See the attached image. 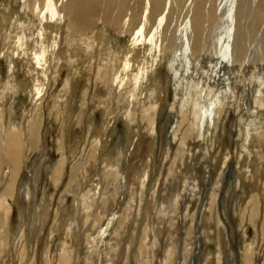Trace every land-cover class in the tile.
Listing matches in <instances>:
<instances>
[{"label": "bare ground", "instance_id": "obj_1", "mask_svg": "<svg viewBox=\"0 0 264 264\" xmlns=\"http://www.w3.org/2000/svg\"><path fill=\"white\" fill-rule=\"evenodd\" d=\"M0 4L3 8H4V5L6 6L4 8V10H2V11L0 10V20H1L0 39L2 42V44L0 46V54H3V56L6 55V57L9 58V68H10L9 70L12 71V73H13V71L16 72L15 63L18 64L19 60L16 59L17 60V62H16V60L14 58H17V57L24 60V62L26 64L24 72L26 74L34 73V76L31 78L32 79V87L29 90V93H30V95L32 97V101H33L32 107H31L32 114L34 113V109L36 108L37 103H41V101L44 99L43 97L45 95V91L49 89V85L51 84L52 79L50 78L51 81L47 80V75H48L47 73H49V72H47V70H49L50 67L51 68L53 67L54 68L53 72H55L56 74H57V72H61L62 71L61 69H64L66 72L65 83H64V86L61 88L62 90L64 88V90L68 91L70 89V87H72V89H75V86L77 83L76 80H78L80 77H84L88 80V83H89V81L91 82V86H92L90 89L91 90L90 96H88L89 98L94 99L95 92H96V90H94V88L96 85L99 84V86L101 87V90L105 91L106 93L108 92L107 94L111 95L110 99H108V100L112 101L114 104L112 109H114L115 107H118L119 110H122V109L127 110L128 108L130 110H134L132 113L133 115H131V117L132 116L134 117L135 112L141 113V114L143 113V115H145L144 114L145 112L146 113L151 112L150 114H152V115L147 118V119H149V118L154 116V113H156L157 111L159 113L161 111L162 107H164L165 101L169 97L168 91L170 93V89H168V86L165 85L163 83V81L161 82V84H162L161 87H160V82L158 80H156V84H154L155 83L154 77L157 76V75L155 76V72L158 68H160L159 64L162 63L163 65L165 64L164 67L166 68L167 72L169 73V71L170 72L172 71V74H173L172 85L174 88V94H173V98H171L172 99V106L171 107L175 110H173V115L171 118L172 123H169L172 126L170 129L171 130L170 133H172V135H173L172 136V139H173L172 142L177 143V146H179V147L186 145L190 149V150L186 149V151L188 150L189 154H190V152L192 153V154H190V156L192 155V157H195L192 160L191 171H192V173H194V175L192 174L193 175L192 177H198L197 172H196L197 171L196 165L199 166L202 163V161H197V157L201 156L204 158V156L206 154H208V152H209L210 146L208 144H210V143H208L209 140L207 141V139L211 137L210 140H213V138L216 137L215 134L217 133V128L220 129L221 126H223V120H225L226 117H231L230 114L234 115L235 112L238 114L237 120H238L239 124H238L237 132L240 130H241V132L244 131V139H243V142H241L242 143L241 144L242 150H245L246 152L248 151L249 155L251 154L250 155V157H251V156H253V151L251 149L252 146L250 147V145H251L250 143H252L251 141L255 142V144H253L254 145L253 147H257V148L258 147H261V148L264 147V141H263L264 139H262L258 134L259 131H264V0H0ZM13 30H15V31H13ZM12 32H13V34H12ZM111 37L112 38L114 37L113 38L114 40H115V37H123L126 40L124 39L125 40L124 42H121V41L120 42H118V41L112 42ZM81 42L84 43L85 46H83V44H80ZM3 45H4V47H2ZM85 47H86V51H84ZM73 55H74V59L71 62V58H73ZM78 56H80L84 59L86 56L90 58V60L88 61V68H89L88 73L83 74L84 72L78 71L77 61L80 59ZM82 58H81V60H83ZM81 62H83V61H81ZM74 63L76 64V66H74V69H69L67 67V66L73 65ZM79 63H80V60H79ZM67 64H69V65H67ZM19 68H17V70ZM125 68H128V71H129L127 75L124 71ZM18 72H19V70H18ZM55 73H53V74H55ZM8 74H10V73L8 72ZM56 74H55V76H56ZM16 75H17V72H16ZM20 78H22V77H20ZM25 79H26V77H25ZM15 81H17V79ZM25 82H27V81H25ZM25 85H24V87H25ZM29 85H30V83H29ZM21 86L22 85H20V87ZM26 87H28V85ZM15 90H16V88L14 89V91ZM165 90H166V92H165ZM60 92H59V94H60ZM66 95H68V94L66 93ZM1 96H4V94H1ZM171 96H172V94H171ZM1 98H0V101H2ZM11 99H12V97H11ZM100 100H97V101L99 102ZM102 100H103V98H102ZM150 101L157 102V106H155L157 111L154 109V106H153L154 104L149 105ZM2 102H0V104H2ZM53 102H55V100ZM117 102L119 104H117ZM56 103L58 104V102H56ZM129 104H130V106H129ZM58 105H55V106H58ZM105 105H107V104L105 103L104 106ZM147 105H149L148 107L151 108L149 112H147L148 111ZM166 105H167V103H166ZM62 106H63V104H62ZM76 106H77V103H76ZM95 107H97V106H95ZM110 107H111V104H110ZM171 107H170V109H171ZM3 108H4V105H3ZM82 108H83V110H86L87 108L92 109V103L86 102L84 104V107H82ZM7 109H10V108H7ZM106 109H105V111H106ZM108 109H110V108H108ZM168 109H169V107H168ZM170 109H169V111H170ZM39 111H40V109H39ZM77 111H78V109H77ZM7 112H8L7 113V115H8L9 111H7ZM65 112H66V118L72 116V112H69V110H66ZM100 112H101V110H100ZM112 112H113V110H110V113H112ZM76 113L78 115V112H76ZM83 113H84V111H83ZM106 113H107V111H106ZM123 113H126V111H123ZM128 113H130V112H128ZM27 114H28V112H27ZM170 114L171 113L169 112V118L171 116ZM34 115H36L35 118H32V119L30 118L31 120H29V121L27 120L28 122L26 121L27 131L22 136V135H20V133H17L18 129H20V128L17 127L18 128L17 129L15 127L16 125L13 127L7 128V130L5 129V131H4V124H5L4 118L5 117L3 115H1V113H0V217L2 219H4L5 218L4 215L6 216L7 213L9 212V207L6 206V203H7V205H9V203L7 202V198L9 196L6 197V193L8 191H10V189L13 190V188H14V181H13L14 177L13 176H14V173L16 172L17 166H19V164H21V162H22L21 157L26 156V158H28L29 154L35 149L34 146H35L36 140L38 138L39 127L41 126L40 125L41 114L38 112V114L35 113ZM107 115H108L107 117L109 118V114H107ZM117 115L118 114H116V116ZM24 116H25V114H24ZM76 116H74V117H76ZM166 116L168 117L167 114H166ZM8 117L9 116H7V119H8ZM112 117L114 119L115 115ZM131 117L130 118L128 117V119H130V122H131ZM133 117H132V121L135 120V118H133ZM66 118H65V120H66ZM78 121H80V120L78 119ZM78 121L75 122V125H76V123H78ZM149 121H150V119H149ZM154 121H155V119H154ZM83 122H82V124H83ZM103 123H105V122H103ZM138 123L140 124L141 121L139 120ZM142 123H145V122H142ZM152 123H154V122H152ZM79 124H78V127H79ZM107 124H109L107 126V128H109V126L112 125L110 122ZM147 124H148V122H147ZM68 125H69V121L66 120V123H64V127H60V126L58 127L59 128L58 133H60V135L58 136V139H59V141H61V143H63L62 140L65 141V139H67L65 132H66V134H69ZM113 125H114V122H113ZM149 127H151V126H149ZM80 128H82V127H80ZM139 128L141 129V126ZM132 129H134V128H132ZM63 130H64V133L62 134ZM83 130H86V129L83 128ZM71 131L73 133L72 134L73 140L71 139V141H75L76 139H78V137L80 135V131L78 128H74V131L73 130H71ZM146 131H147V129H146ZM22 132H24V131H22ZM140 133H142V132H140ZM167 133H168V131H167ZM81 135H83V134L81 133ZM97 135H98L99 139L95 141V143L93 144L94 146L89 150L88 157H85L86 158L85 161L81 162L82 167L84 169V171L83 170L81 171V175H82V179L84 177L85 181L88 180V178L86 179L85 176H88L90 173H94L95 171L99 170L98 181L94 182V184H93L94 186L89 188L91 198L88 199V201L92 199L91 202L95 201L96 205L94 203H93V205L96 208L99 205H98V200L96 199L97 197L95 194L100 191L99 187H100V185L102 187V182L104 180L103 179L102 182H100L99 178L102 179L101 175L102 176L105 175L103 178L107 177L108 171L112 172L113 168H115L114 166H116L113 164L112 161L108 160L109 159L108 156H107L108 159L105 158L106 156L104 158L102 157L103 148H104L103 144L106 143V139L104 138V140L102 141L100 137H103V136L106 137L105 131L102 132V134L100 132ZM67 137H69V135ZM81 137H80V139H81ZM127 137H128V135H127ZM88 140H87V143L89 142ZM75 142H77V141H75ZM128 142H130V146L128 147V145H127L123 150V151H125V153L126 152L127 153L126 154L124 153V155H122V156H125L124 161H123L124 164H127L131 160H134L135 156H136V151H138V149H139V148L134 147L135 141L131 142L129 140ZM66 143H68V142L66 141ZM84 143L86 144V141H84ZM77 144L78 143H76L75 145H77ZM79 144H81V143H79ZM87 145L89 147V144H87ZM83 147L81 146V148H83ZM131 147H133L132 150H131ZM61 148L64 149L63 144H61ZM236 148H237V146H236ZM108 150H110V149H108ZM180 150L176 151L177 154ZM186 151H184V152H186ZM84 152H83V154H84ZM138 152L140 153V151H138ZM184 152L182 151L183 156L185 154ZM234 152L235 151L230 152V153L233 154ZM262 152L263 151L261 150V153ZM120 153H121V149H120ZM199 153H201V155L197 156V154H199ZM108 154H109V151H108ZM180 154L178 156H180ZM189 154H187V155H189ZM236 155H237V153H236ZM255 155H257V154H255ZM261 155H263V154H261ZM120 156H121V154H120ZM150 156H151V154H150ZM172 156H174V155H172ZM110 157H112V159H113L112 154L110 155ZM213 157H215V156H213ZM230 157H231V155H230ZM188 158H189V156H188ZM215 158L214 159L212 158V160H210V161L214 162ZM221 158H222V156H221ZM226 158L228 159L229 157L225 156V159ZM76 159H77V157H76ZM116 159H117V156H116ZM120 159L121 158H119V160ZM138 159L140 160L141 158H138ZM252 159L254 160V158H252ZM78 160H79V158H78ZM81 160H82V158H80L79 161H81ZM216 160L213 163L215 165H217ZM248 160H249V158H248ZM262 160H264V159L262 158ZM205 161H203V162H205ZM119 162L121 163L122 161L120 160ZM179 162L180 163L182 162V158H181V161H179ZM101 163H102V166H100ZM120 163H119V165H120ZM242 163H243V161H242ZM255 163H257V164H255ZM78 164L81 165L80 162H78ZM75 165H76V162L71 167H76ZM215 165H214V169L216 170L217 166H215ZM221 165L222 164H220V166ZM239 165H242V164L240 163ZM251 165H253L252 166L253 171L250 170V171H247L246 173L248 175L247 177L249 178L248 181H250V183H251L250 187H251L252 193H251V195L249 194L250 195V201L247 202V200H246V202L249 206L252 205V208L257 209L256 205L258 208L259 207L261 208L262 205L264 207V161H262L260 163L255 161ZM111 166H113V167L111 170H109V167H111ZM117 166H118V164H117ZM184 166H185L184 164L181 165L180 170L178 169L179 170L178 173L173 175V177H168V176H170L168 174L165 176L164 179L170 178L169 179L170 184L173 186V188H171L172 190H171L170 195H174V197L176 198V199L172 198L173 196H171L167 200L165 198L167 196V194L165 197H163V195H165V193H164L161 196L166 199V202L172 201L173 199H175L176 201H179L178 199H180V198H178V197L185 195L184 194L185 192H188L187 196H190V198H193V193L196 191V190H193V188L194 187L198 188L200 186V185L198 186L199 180L197 181L198 183L195 181L196 184L195 183L185 184V182H187V181H185L183 187L180 186V181H183V177L181 175V170H184V169H182ZM200 167H202V166H200ZM22 168H24V167H22ZM121 169L123 170V168H121ZM137 169H139V168H137ZM145 170L146 169H142L140 171L141 173L137 174V176H136L137 179L141 183H143L142 181L145 180L147 175H148V173H147V175H145V173H144ZM147 171H148V169L146 170V172ZM56 173H59V172H56ZM215 173H214V175H215ZM115 174H113L114 177H115ZM120 174L121 173H119V175ZM134 174H135V172H133L132 175H134ZM72 175H75V176L77 175V177H78V174H76V173H74V174L72 173ZM59 177H61V176H59ZM124 177H125V175H124ZM212 177H215V176H212ZM133 178H135V177H133ZM201 178H202V176H201ZM201 178H198V179H201ZM115 179H114V181H115ZM56 180L59 181V178ZM117 180H116V182H117ZM131 180H134V182H135V179H132V176H131ZM192 180L190 182H192ZM194 180H196V178ZM69 182L70 183L66 186L65 191L72 193V195H77L78 192L76 191V189H78L79 187H77L75 189V187H74L75 182L73 184H71V181H69ZM124 182H125V180H124ZM203 182L206 183V181H203ZM209 182H211V181H209ZM209 182H207V183L209 184ZM80 183H81V181H80ZM107 183H109V182H107ZM164 183H165V181H164ZM164 183H163V185H164ZM200 183H202V181ZM218 183H219V181L217 182V184L215 182L214 185H216V187H218L219 186ZM241 183H242V181H241ZM21 184H22V182H21ZM165 184H169V182H166ZM57 185H58V183L56 184V186ZM80 185H82V184H80ZM212 185H213V183H212ZM20 186H21V189L24 190V188H22V185H20ZM20 186H18V188H16L17 192H18ZM95 186H97V187L94 188ZM131 187H132V185H131ZM203 187H204V185H203ZM203 187H200V188L202 189ZM84 188L86 189L88 187H84ZM107 188H108V185H107ZM109 188H111V184H110ZM205 188H206V185H205ZM212 189H213V187H212ZM212 189L209 190V188H207V190H209V192L212 191ZM25 190H26V188H25ZM118 190L120 191V189H118ZM85 191H87V193H89L88 189ZM136 191H137V189H136ZM199 191H202V190H199ZM43 192H44V190H43ZM114 192H115V189H114ZM209 192L207 191L208 194H209ZM60 193H61V191H60ZM62 193H63V191H62ZM101 193H102V191H101ZM196 193L194 194L195 196H197ZM211 193L215 194V192H213V191ZM199 194H201V192ZM205 194H206V192H205ZM84 195H85V193H84ZM107 195H108V193H107ZM209 195H211V194H209ZM12 196L10 195V197H12ZM115 196H117V195H115ZM204 196H206V195H204ZM45 197H46V194H45ZM88 197L86 196L85 198H88ZM198 197H200V196H198ZM198 197H197V200H198ZM206 197H208V196H206ZM48 198L50 199V197L47 196V199ZM183 198H185V197H183ZM190 198H188V200H190ZM214 198H216V197L214 196ZM149 199H151V198H149ZM165 199H164V201H165ZM248 199H249V197H248ZM80 200H82V198ZM83 200H82V202H83ZM126 200H127V198H126ZM152 200H153V198H152ZM190 201L191 202H189V203L193 202L192 200H190ZM206 201H210V199H207ZM59 202H61V201H59ZM108 202H110L109 199H108ZM156 202H157V200H156ZM161 202H162V200H161ZM183 202H185V200ZM183 202H182V204H183ZM210 202L208 204H210ZM239 202H240V200H239ZM257 202H258V204H257ZM81 203H80V206H81ZM85 203H86V201H85ZM180 203H181V201H180ZM202 203H201V205H202ZM114 204H116V202ZM122 204H125V200H123ZM106 205H107V203H106ZM109 205H110V203H108V206ZM127 205H129V204H127ZM162 205L164 208H166L164 206V204H162ZM170 205H167V207H169ZM178 205H180V204L178 203ZM193 205H194V202H193ZM211 205L213 206L214 204H211ZM39 206H40V208H42V213H38V214L34 215L38 218L39 226H38V228L36 226V231H32V233L33 232L36 233L35 242H37V244H36L37 246L35 245L36 246L35 247L36 253L35 252L34 253H35V255H37V257L39 255V251L41 248V246H40V242H41L40 232L43 230V226L45 224V218L47 215L45 201ZM75 206H76V204H75ZM110 206L112 207V205H110ZM122 206H124V205H122ZM131 206L135 207L136 205L132 204ZM90 207H91V205H90ZM90 207H88V208H90ZM100 207H102V206H100ZM103 207H102V209H103ZM134 207H133V209H134ZM207 207L209 208V205ZM84 208H85V206H84ZM92 208H93V206H92ZM179 208H180V212L178 211ZM204 208H205V206H204ZM206 208H205V210H206ZM208 208H207V210H208ZM148 209H150V208L148 207ZM174 209H175V207H174ZM176 209H177L176 213L179 212L178 218L176 217L178 224H180L181 226L187 224L188 220L184 221V218L189 219V217L187 215L188 206H184V208L183 207H176ZM202 209H203V207H202ZM211 209H213V207ZM106 210L108 211L109 209H106ZM119 210L122 211L121 209H119ZM129 210H131V209H129ZM209 210H208V212H209ZM236 210H237V208H236ZM260 210H263V209H260ZM103 211H104V209H103ZM133 211H131V212H133ZM169 211H170V209H169ZM231 211H232V209H231ZM98 212H100V211H98ZM164 212H165V210H164ZM173 212H175V210ZM200 212H201V210H200ZM213 212H214V210H213ZM108 213L110 214V210L108 211ZM98 214H100V213H98ZM104 214H105V212H104ZM109 214H107V212H106L105 217H107L106 215H109ZM131 214L132 213L127 215V212H126V217L128 216V218H130V222H129L130 228H131L132 223L135 222V221L133 222L134 217ZM134 214H137V213H134ZM163 214H167V213L162 212V216H163ZM168 214H170V213H168ZM199 214H201V215H199V217H198V221L196 224L197 228H195V231L198 234L200 233V235H198L197 237H199L200 239H206L207 238V240H208L209 239L208 237L210 235H209V233H207V231H209L210 229L208 228L209 226L207 223V219H209V218H207L208 216L205 215V212H204V216H203V212H201ZM85 215H84V217H85ZM155 215H156V212H155ZM158 215H160V214L158 213ZM59 216H58V218H59ZM69 216H72V215H69ZM167 216H168L167 217L168 220H170L171 216H169V215H167ZM205 216H206V219L204 218ZM259 216H261V214ZM84 217H83V219H84ZM86 217H87V215H86ZM120 217H122V216H120ZM104 218H102L103 221H104ZM116 218L112 216V217H109L108 219H106V225H104L105 222L101 225V228H102V226H105L103 229H101L102 232H99L101 234V236L98 235V236H96V238L97 237L103 238L102 236L104 234L106 235V233H108L107 230H106L107 232L104 230L106 228L110 227V225L113 224V221H111V220L112 219L115 220ZM157 218H158V216H157ZM119 219L116 222H119ZM97 220H100V219H97ZM97 220L95 219L93 221L95 222ZM126 220L128 221L127 218H126ZM147 220H148V218H147ZM254 220H255V218H254ZM257 220H261V217H260V219L258 217ZM161 221H162V219L158 222L159 226L156 225L158 227V228H156V232H158L160 235L164 236V237L159 239L160 242L156 243L155 239H153L152 241H150V240L146 241L147 238H145V235L142 236L140 234L142 236V238H141L142 244L141 243H139V244L143 245V247H144V248L143 247L141 248V246H140V248H139V251H141V253H140L141 256L145 257L146 255H149V252H152V251H156V252L160 251V254L163 255V257L161 256L160 259H162V260H161V262H159V264H198V262L200 261V258L203 256V255L200 256L199 248L196 251V253H194V255H192V258H191L192 262H191L190 261V257H191L190 251L191 250L189 249L190 247H188V245H187L185 250L184 249L182 250V251H185V253L184 254L182 253L181 255H179V254H175L176 250H173L172 246H171L172 249L170 247L167 250L166 246L165 245L163 246L161 244L163 240H166L167 234L170 231H171V233L168 234L169 236H171L173 233V229L171 228L172 227L171 222L169 221L170 224L165 225ZM165 221H167V219ZM4 222H5V220H4ZM61 222H58L57 226H55L56 227L55 229H57L58 232H63L62 230L65 227L64 225H62ZM154 222H155V220H154ZM83 223L85 224V222H83ZM254 223H256L255 224V226H256L258 222L256 221ZM259 223L261 225L260 226L257 225L256 229H258V231H260L259 237L261 236V239L264 240V219L262 218V220ZM32 224H34V222L31 223L30 225L32 226ZM89 224L90 223H88V226H90ZM95 224H97V223H95ZM121 224H119V225H121ZM174 224H176V223L174 222ZM99 225L100 224H98L96 226L98 227ZM147 226H148V228H146V229H147V232H149L150 228H152V227L149 226L148 224H147ZM216 226L219 229V225L215 224V227ZM17 227H18V225H17ZM50 227H51V229H53V225ZM77 227H75V229H73V230L71 228L70 232L68 233V235L66 237L67 238L66 241L62 242V250L63 251L65 250L66 254H68L67 250L69 247H72V248L75 247L76 248L78 246L81 249H79V250L76 249V250L79 252H82V257L85 258V252L83 251L85 247L81 246L82 241H83L82 235L85 233V231L83 230L84 232L80 233L79 230H77ZM211 227H212L211 229H213V226H211ZM1 228H3V227H1ZM66 228H67V224H66ZM92 228H93V226H92ZM173 228H174V230H177V231L179 230L178 228H175V227H173ZM182 228H183V226H182ZM81 229H82V226H81ZM99 229H100V227H99ZM112 229L114 230V228H112ZM146 229L143 232L146 233ZM3 230H4V228H3ZM91 230L92 229H90L89 232ZM120 230H122V228ZM153 230L155 231V227ZM95 231H96V229H95ZM128 231L125 232L124 236L121 235L122 237L118 234V238H117L118 242L116 241L117 245H115V246H117V248L115 247L114 251L112 250L113 253H108L105 251L106 254H109V255H107V256H109V258L107 257L104 259V261H103L104 264H108L107 262H109V264H119L120 262L122 263L124 253L126 251V250L125 251L123 250V248H124L123 244H124V242H127V241L129 244V239H130V235H129ZM212 231H214V230H212ZM116 232H117V229H116ZM119 232L122 233L124 231H122V232L119 231ZM191 232H193V229ZM210 232H211V230H210ZM132 233H134V232H132ZM176 233H178V232H176ZM90 234H92V233H90ZM191 234H193V233H191ZM116 235L117 234H115L113 239L117 237ZM178 235H179V233H178ZM109 236H111V234ZM109 236H107V237H109ZM257 236H256V238H258ZM5 237L6 236L1 237V238L4 239ZM68 237H70V239ZM93 237H95V235H93L92 238ZM107 237L105 236L103 239H105ZM186 237H187V235H186ZM188 237H189V235H188ZM193 237L195 240L196 236H193ZM199 238L196 240H199ZM86 239L88 240L89 238L87 237ZM86 239H85V242L87 243ZM170 239H172V236L170 237ZM114 240H116V239H114ZM19 241H20V235H13L12 236L11 234L9 235L7 242L6 241L2 242L0 240V246L4 245V253L3 254H5V253L10 254V255H7V259H9L8 262L10 261V259L13 258L12 257L13 253L16 254L18 252ZM93 241H95V244L98 242V241L96 242V240H93ZM78 242H79V244H78ZM88 242H90V241H88ZM184 242H185V240H184ZM186 242H187V244H189L188 241H186ZM252 242H253V239H252ZM91 243L93 244V242H91ZM171 243H169V244L171 245ZM202 243L200 245L204 246L205 242H204V244H202ZM255 243H253V244L250 243V244L245 245V253H244L245 257L248 258L250 256L249 254H251L252 251L256 252L255 246H254ZM120 244H122L123 248H122V246H119ZM182 244H184V243H182ZM190 244H192V243H190ZM12 245H14L13 251H12V247H13ZM96 245H99V244H96ZM96 245H95V247H96ZM56 246H57V243H56ZM85 246L87 247L88 245H85ZM100 246H102V245H100ZM105 246H107V245H105ZM196 246H198V245H196ZM127 247H129V246H127ZM155 247H157V248H155ZM1 248L3 249V247H1ZM1 248H0V251H1ZM59 249L61 251V248H59ZM88 249H90V248H88ZM115 249H116V251H115ZM217 249H218V247H217ZM41 251H42V249H41ZM200 251L202 252L201 249H200ZM142 253H144L145 256L142 255ZM162 253H164V254H162ZM215 253H214V251H213V253L208 251L203 257V259H204L203 264H209V262H208L209 258L212 255H215ZM1 254H2V252H1ZM66 254H65V256H66ZM217 254L214 258L215 259L214 261H217ZM59 255H58V257H59ZM70 255H69V257H70ZM153 255H149L151 259L149 261H147L148 264H155V261L152 258ZM55 256L56 255L54 253L50 258L52 260H54L56 258ZM101 256H103V255L101 254ZM101 256L99 255V257H101ZM62 257H63V254H62ZM116 257H118V260H116ZM155 257H157V256H155ZM212 257H214V256H212ZM32 258H34V257H32ZM71 258H72V256H71ZM5 259H4V263L7 260V259L6 260ZM96 259H98V258H96ZM0 260H2V258ZM99 260L101 261V259H99ZM134 260H135L136 264H142L141 263L142 261L140 262V259H138V260L134 259ZM142 260H143V258H142ZM45 261L46 262H44V264H49L48 259H46ZM147 262H145V263H147ZM99 263H97V264H99ZM156 263H157V261H156ZM35 264H36V262H35ZM55 264H56V262H55ZM64 264H65V262H64ZM66 264H75V263H74V260L72 263L69 260H67ZM76 264H78V263H76ZM93 264H95V263H93Z\"/></svg>", "mask_w": 264, "mask_h": 264}, {"label": "rangeland", "instance_id": "obj_2", "mask_svg": "<svg viewBox=\"0 0 264 264\" xmlns=\"http://www.w3.org/2000/svg\"><path fill=\"white\" fill-rule=\"evenodd\" d=\"M5 7L6 6L4 5V8ZM4 8L0 4V10L2 11V10H4ZM0 28H1V20H0ZM13 31H15V30H13ZM12 34H13V32H12ZM113 38L111 37V41L112 42H115V41L124 42L126 40L123 37H115V40ZM1 44H2V42H1V39H0V46H1ZM80 44H83V46H85L84 43H82V42ZM2 47H4V45ZM84 51H86V47L84 48ZM78 57L80 58L79 59L80 63H79V60L77 61L78 71L84 72L83 74L88 73V70H89L88 61L90 60V58L87 57V56L86 57L84 56L85 59L80 57V56H78ZM18 58L19 57L14 58L15 60L16 59L19 60L18 64L15 63V70L17 72V75L19 74L17 76L15 71H13V73H12V71L9 70L10 69L9 68V58H7L6 55L3 56V54H0V98L2 97L1 99L3 101V102L0 101V102H2V104H0L1 105L0 106V111H1L0 113H1V115H3L5 117L4 118V122H5L4 131H5V129L7 130V128L13 127V126L16 125L15 126L16 128L17 127L20 128V129L17 128L18 129L17 133H20V135L23 136V134H25V132L27 131V123H26V121L27 120L29 121L32 118H35L36 115H34V114L35 113L38 114V112L41 114V121H40V125L41 126L39 127L38 138H37L35 146H34L35 149L29 154L28 158H26V156L23 157L21 155L22 156L21 157L22 162H21V164H19V166H17L16 172L14 173V176H13L14 177V180H13L14 181V188H13V190L10 189V191H8L6 193V197L7 196L10 197V195L11 196L13 195V196L10 197V198L9 197L7 198V202L9 203V205H7V203H6V206L9 207V212L7 213L6 216L4 215V217L6 219L5 218L2 219L0 217V226L4 228V230H3V228L0 227V233H1L0 234V240L2 242L3 241L7 242L8 238H9V235L11 234L12 236L13 235H20V241H19V247H18V252H17L18 254L17 253L16 254L13 253V255H12L13 258L10 259L9 262H8L9 259H7V255H10V254H6V253L3 254L4 253V245L0 246V248L3 247V249L1 248V251H0V259L2 258L3 261L0 260V264L4 263V259L5 258L7 260L5 259L6 262L4 264H27V263L28 264H35V262H36V264L37 263L38 264H44V262H46L45 261L46 259H48V263L49 264H55V262H56V264H64V262L66 264L67 260H69L71 263L74 260L75 264L76 263H78V264H87L88 263L89 264L90 262H91L90 264H93V263L97 264L99 262H100L99 264H104V262H103L104 259L107 258V257L109 258V256H107L109 254H106V252L113 253L114 248L115 247L117 248V246H115V245H117V242H118V239H117L118 238V234L120 236L121 235L124 236L125 232L128 231V230H129L128 232H129V235H130L129 244H128V241L124 242V244H123L124 248H123L122 244L119 245V246H122L124 251L126 250L125 253H124L123 259H122V263L120 262L119 264H134L135 263L134 259H136V260L140 259V262L142 261L141 262L142 264H148L147 261H149L151 259L149 255H153V254L154 255L156 254L155 256H157V257H155L153 255V257H152L153 260L155 261V264H159V262H161V260H162V259H160L161 256L163 257V255L160 254V251L159 252H156V251L149 252V255H146V256H145L144 253H142V255L145 256V257H142L141 254H140L141 251H139V248H140V246H141V248L143 247V245H141L142 244L141 243V238L144 235H145V238H147L146 241H149V240L152 241L153 239H155L156 243L160 242L159 239L164 237L163 235H160L158 232H156V228H158L157 226H159L158 222L161 219H162L161 222H163L165 225H169L170 222H171V224H172L171 228L173 229V233L171 235L172 239H170L171 236L168 235V234L171 233V231H170L167 234L166 240H163L164 242L162 241L161 244L163 246L165 245L167 250L172 246L173 250H176L175 254H179V255H181L182 253L183 254L185 253V251H182V250L183 249L185 250L187 245H188V247H190L189 249L191 250L190 251V253H191L190 261H191L192 255H194V253H196V251L199 248V254H200V256L201 255H203V256L200 258V261L198 262V264H203V261H204L203 257L208 251L212 252V253H213V251H214V253L216 252L215 255H212L214 257L211 256L209 258V260H208L209 264H249V263L250 264H264V240L261 239V236L259 237L260 231H258V229H256L257 225L258 226L261 225L259 222L262 220V218L264 219V217H263L264 216V212H263L264 211V207H263V205L261 206V208L259 207L260 209H263V210H260L257 207V205H256L257 209H255V208H252V205L249 206L247 204V202L250 201V195H251L252 191H251V187H250L251 183H250V181H248L249 178L247 177L248 175L246 173L247 171H250V170L253 171V167H252L253 165H251V164H253L255 161L259 162V163L264 161V160H262V158L264 159V153H263L264 152V147H262V148L261 147H258V148L257 147H253L254 146L253 144H255V142L251 141L252 143H250L251 144L250 147L252 146L251 149L253 151V156H251V157H250L251 154L249 155L248 151L246 152L245 150H242V148H241L242 147V145H241L242 143L241 142H243V139H244V131L241 132V130H240V131L237 132L239 122L237 120L238 119L237 118L238 114L236 112H235L234 115L230 114L231 117H226V119L223 120V126L220 125L221 128L220 129L217 128V133L215 134L216 137L214 136L215 138H213V140H210L211 137L207 139V141L209 140L208 143H210V144H208L210 146L209 152H208V154H206L204 156V158L201 157V156H198V155H201V153L197 154V156H198L197 157V161H202V163L199 166L196 165V167H197L196 168V170H197L196 172H197L198 177H192L194 175V173H192V171H191V169H192V160L195 157H192V155L190 156V154H192V153L190 152V154H189L188 150H190V149L186 145L179 147V146H177V143L172 142L173 141V139H172L173 135H172V133H170L171 132L170 129H171L172 126L169 123H172L171 118H172V115H173V110H175V109H173L171 107L172 106V99L171 98H173V94H174V88H173V85H172L173 74H172V71L171 72L169 71V73L167 72L166 68L164 67L165 64L164 65L162 63L159 64L160 68H158L156 70V72H155V76L156 75L157 76L154 77L155 78V83L154 84H156V80H158L160 82V87H161V85H162L161 82L163 81V83L168 86V89H170V93L168 91L169 97H168V99L166 98L167 100L164 103V107H162L161 111L159 110L160 112L158 113V111L156 110V107H155V106H157V102L150 101L149 105H153L154 104L153 105L154 109L157 111V112L155 111L156 113H154L153 117L149 118L150 121H149V119H147L148 117H150L152 115V114H150L151 112H149L150 109H151L150 107H148L149 105H147V110L148 111L146 110L149 113H146V112L144 113L146 116L143 115V113L141 114V113H136L135 112L134 117L132 116L133 118H135V120L132 121L131 115H133L132 113H133L134 110H130L129 108L128 109L130 111L128 109L127 110H125V109L119 110L118 107H115L114 109H112L114 104H113L112 101L108 100V99H110L111 95L107 94L108 92L106 93L105 91L101 90V87L99 86V84L96 85L95 88H94V90H96L94 99L89 98L88 96H90V93H91L90 89H91L92 86H91V82L89 81V83H88V80L86 78H84V77H80L78 80H76L77 83H76L75 89H72V87H70V89L68 91L64 90V88L62 90L61 88L64 86V83H65L66 72H65L64 69H61L62 71L60 70L61 72H57V74H56L55 72H53V70H54L53 67L52 68L50 67V69L47 70V72H49V73H47L48 74L47 75V80L51 81V79H52L51 84L49 85V89L45 91V95L43 97L44 99L41 101V103H37V106L35 108L36 110L34 109V113L32 114L31 107H32V102L33 101H32V97H31V95L29 93V90L32 87V79L31 78L34 76V73L26 74L24 72L26 64H25L23 59H21V58L18 59ZM81 58L83 60H81ZM73 59H74V55H73V58H71V62H72ZM17 60H16V62H17ZM81 61H83V62H81ZM67 65H69V64H67ZM74 66H76L75 63L73 65H70V66H67V67L69 69H74ZM17 68H19L18 69L19 72H18ZM7 71L10 74H8ZM124 71H125L126 75L129 72L128 68H125ZM53 73H55L56 76ZM20 77H22L23 79L20 78ZM25 77H26V79H25ZM16 79H17V81H15ZM25 81H27V82H25ZM29 83H30V85H29ZM20 85H22L23 87L22 86L20 87ZM24 85H25V87H24ZM27 85H28V87H26ZM15 88H16V90L14 91ZM166 90H165V92H166ZM59 92H60V94H59ZM66 93L68 95H66ZM1 94H4V96H1ZM171 94H172V96H171ZM11 97H12V99H11ZM102 98H103V100H102ZM96 99L97 100L101 99V100L98 102ZM54 100H55V102H53ZM56 102H58V104L60 106ZM86 102H89V103L91 102L92 103V109H88L87 108L86 110H83L82 107H84V104ZM76 103H77V106H76ZM105 103L107 105L104 106ZM109 103L111 104V107H110ZM166 103H167V105H166ZM62 104H63L64 107L62 106ZM117 104H119V103L117 102ZM3 105H4V108H3ZM55 105H58V106H55ZM95 106H97V107H95ZM129 106H130V104H129ZM168 107H169V109L171 107L170 111H169ZM7 108H10V109H7ZM108 108H110V109H108ZM39 109H40V111H39ZM77 109H78V111H77ZM105 109H106L107 113H106ZM66 110H69V112H72V116L71 117H67L66 118V112H65ZM100 110H101V112H100ZM110 110H113V112L110 113ZM7 111H9L8 115H7V113H8ZM83 111H84V113H83ZM123 111H126V113H123ZM127 111L130 112V113H128ZM168 111L171 113L170 114L171 115L170 118H169V112ZM22 112L25 114V116H24V114ZM27 112H28V114H27ZM76 112H78V115H77ZM107 114H109V118L107 117L108 116ZM116 114H118V115L116 116ZM166 114L168 115V117L166 116ZM114 115H115L116 119L115 118L113 119L112 116H114ZM7 116H9L8 119H7ZM74 116H76V117H74ZM128 117L129 118L131 117V122H130V119H128ZM65 118H66L67 121H69V125H68L69 134H66V132H65V135H66L67 139H65V141L62 140L63 143H61V141H59V139H58V136L60 135V133H58L59 132V128L58 127L59 126L60 127H64V123H66ZM77 118L80 121H78ZM154 119H155V121H154ZM139 120L141 121V123L145 122L146 124L145 123H142V124L140 123L139 124L138 123ZM77 121H78V123H76V125H77L76 126L75 122H77ZM81 121L82 122L84 121L83 124H82ZM103 122H105V123H103ZM109 122L112 125H110L109 128H107V126L109 125L107 123H109ZM113 122H114V125H113ZM147 122H148V124H147ZM152 122H154V123H152ZM78 124H79V127H78ZM140 126H141V129L139 128ZM149 126H151V127H149ZM80 127H82V128H80ZM74 128H78L79 131H80V135L78 137L79 140L78 139L75 140L77 142L71 141V139L73 140V137H72L73 133H72L71 130L74 131ZM83 128L86 129V130H83ZM132 128H134V129H132ZM146 129H147V131H146ZM22 131H24V132H22ZM104 131H105L106 137L105 136L100 137L102 141L104 140V138L106 139V143L103 144L104 148H103L102 157L104 158L106 156L105 158H107V159L109 157L108 160L112 161L113 164L116 165V166H114L115 168H113L112 172L108 171L107 177H105L106 179L103 178L105 175H103V176L101 175L102 179L99 178L100 182H102L103 179L104 180L102 182V187H101V185H100L101 188L99 187L100 191L95 194L96 197H97L96 199L98 200V205H99L98 206L99 208L97 207L99 209L98 210L93 205V203L96 205L95 201L91 202L92 199L89 200V201H88V199L91 198L90 189L89 188L94 186L93 185L94 182L98 181V177H99V173L98 172H99V170L95 171L96 173L95 172L94 173H90L88 176H85L86 179L88 178V180L85 181L84 177L82 179V175H81V171L82 170L84 171L81 162L85 161V159H86L85 157H88L89 150L94 146L93 144L95 143V141L99 139L97 134H99L100 132L102 134V132H104ZM139 131L142 132V133H140ZM167 131H168V133H167ZM63 133H64V130L62 131V134ZM81 133L83 135H81ZM258 134H259V136L262 139H264V131H259ZM68 135H69V137H67ZM127 135H128L129 138L127 137ZM80 137H81V139H80ZM87 140L89 141L88 143H87ZM129 140L131 142L135 141L134 147L139 148L138 151H140V153L138 151H136L135 159L131 160L127 164H124L123 161H124V157L125 156H122V155H124L125 151H123V150H124V148L127 145H128V147L130 146V142H128ZM66 141L68 143H66ZM84 141H86V144L84 143ZM76 143H78V144L75 145ZM79 143H81V144H79ZM61 144H63V148L64 149L61 148ZM87 144H89V147H88ZM81 146L82 147L84 146V147L81 148ZM236 146H237V148H236ZM178 147L183 152L186 151V149H188L187 150L188 152L187 151L184 152L185 154L183 153L184 154V156H183L182 155V151ZM108 149H110L111 151L108 150ZM120 149H121V153H120ZM132 149H133V147H131V150ZM178 150H180V151L177 154L176 151H178ZM261 150L263 151L262 153H261ZM108 151H109L110 155L112 154L113 159L108 154ZM233 151H235L233 153L234 155L232 153H230V152H233ZM83 152H84V154H83ZM186 153L189 154V155H187ZM236 153H237L238 156L236 155ZM120 154H121V156H120ZM150 154H151V156H150ZM179 154H180V156H178ZM255 154H257V155H255ZM261 154H263V155H261ZM172 155H174V156H172ZM230 155H231V157H230ZM116 156H117V159H116ZM188 156H189V158H188ZM213 156H215L216 158L213 157ZM221 156H222V158H221ZM225 156L229 157V158L225 159ZM76 157H77V159H76ZM78 158H79V160H80V158H82V160L79 161ZM119 158H121L120 159L122 161L121 163L119 162L120 161ZM138 158H141V159L139 160ZM181 158H182V162H181L182 164L179 162V161H181ZM212 158L213 159L215 158V160L217 159L216 160L217 165L213 164L215 162V160H214V162L210 161V160H212ZM248 158H249V160H248ZM252 158H254V160ZM77 161L80 162L81 165H79ZM203 161H205V162H203ZM242 161H243L244 164L242 163ZM75 162H76V165H75L76 167H71ZM116 163L118 164V166H117ZM119 163H120V165H119ZM219 163L222 164V165L220 166ZM240 163L242 165H239ZM183 164L185 165L182 168L184 170H181V175L183 177V181H180V186L183 187L185 181H187V182H185V184H187V183L188 184L189 183L190 184H193V183L196 184V182L198 180H199L198 181L199 183L198 182L197 183H198V186L199 185L200 186L198 188L194 187L195 189L193 188V190H196L193 193V198H190V196H187L188 192H185L184 193L185 195H182L181 197H178L181 200L177 198L179 201H176L175 200L176 198L174 197V195H170L171 194V190H172L171 188H173V186L170 184V181H169L170 178H167V179H164V178H165V176L167 174L170 175L168 177H173V175L178 173V171L180 170L181 165H183ZM255 164H257V163H255ZM214 165L217 166L216 170L214 169ZM100 166H102V163L100 164ZM200 166H202V167H200ZM22 167H24V168H22ZM112 167L113 166L109 167V170H111ZM121 168H123V170ZM137 168H139V169H137ZM142 169H146V170L148 169L147 172H146V170L144 171L145 175H147V173H148V175L146 177L147 180L145 179V180L142 181L143 183H141L136 177L137 174L141 173L140 171ZM56 172H59V173H56ZM133 172H135L134 175H132ZM72 173L73 174L74 173L78 174V177H77V175L76 176L72 175ZM119 173H121V174L119 175ZM214 173H215V175H214ZM113 174H115V177H114ZM124 175H125V177H124ZM59 176H61V177H59ZM131 176H132V179H135V182H134V180H131ZM201 176H202V178H201ZM212 176H215V177H212ZM133 177H135V178H133ZM58 178H59V181L56 180ZM195 178H196V180H194ZM198 178H201V179H198ZM114 179H115V181H114ZM116 180H117V182H116ZM124 180H125V182H124ZM191 180H192V182H190ZM217 180L219 181V183H218L219 186L217 185L218 187H216V185H214L215 182L217 184V182H218ZM69 181H71V184H73L74 182L76 183V184L74 183L75 186L73 185L75 187V189L77 187L80 188V189L79 188L76 189V191L78 192L77 195H72V193L65 191L66 190V186L70 183ZM80 181H81V183H80ZM164 181H165V183L169 182V184H165ZM201 181H202V183H200ZM203 181H206V183L209 182V181H211V182H209V184L208 183L206 184ZM241 181H242V183H241ZM21 182H22V184H21ZM107 182H109V183H107ZM57 183H58V185L56 186ZM163 183H164V185H163ZM212 183H213V185H212ZM19 184L22 185V188H24V190L21 189V186ZM80 184H82V185H80ZM110 184H111V188H109ZM107 185H108V188H107ZM131 185H132V187H131ZM203 185H204V187H203ZM205 185H206V188H205ZM18 186H20V188H19V190L17 192L16 188H18ZM84 187H88V188L85 189ZM96 187L97 186H95L94 188H96ZM200 187H203V188L201 189ZM212 187H213V189H212ZM25 188H26V190H25ZM207 188H209V190L212 189V191L215 192V194L211 193L212 191L209 192V190H207ZM87 189H88L89 193H87V191H85ZM114 189H115V192H114ZM118 189H120V191ZM136 189H137V191H136ZM43 190H44V192H43ZM199 190H202V191H199ZM60 191H61V193H60ZM62 191H63V193H62ZM101 191H102V193H101ZM207 191L211 195H209L207 193ZM200 192H201V194H199ZM205 192H206V194H205ZM84 193H85V195H84ZM107 193H108V195H107ZM164 193H165V195H163V197H165L166 194H167V196L165 197L167 200L171 196H173L172 198H175V199H173L172 201H169V202L167 201L166 202V199L161 196ZM195 193H196L197 196L194 195ZM45 194H46V197H45ZM115 195H117V196H115ZM204 195H206L208 197H206ZM47 196L50 197V199L49 198L47 199ZM84 196L85 197L89 196V197L85 198ZM198 196H200L201 198L198 197ZM214 196L216 198H214ZM183 197H185V198H183ZM197 197H198V200H197ZM248 197H249V199H248ZM81 198H82V200L84 199L86 201V203H85L84 200L82 202V200H80ZM126 198H127V200H126ZM149 198H151V199H149ZM152 198H153V200H152ZM188 198H190V200H192L194 202L195 206L193 205V202L189 203L191 201L188 200ZM108 199H109L110 202H108ZM155 199L157 200V202H156ZM164 199H165V201H164ZM207 199H210L211 202L210 201H206ZM123 200H125V204H122ZM161 200H162V202H161ZM184 200H185V202H183ZM239 200H240V202H239ZM246 200H247V202H246ZM44 201L46 203L47 215H46V218H45V224L43 226V230L44 231L42 230L40 232V238H41L40 246H41V248H40V251H39V255L37 257V255H35V253H36L35 252V247L37 246L36 245L37 242H35L36 233H34V232L32 233V231H36V226H37V228L39 226L38 218L36 216H34V215H36L38 213H42V208H40L39 205H41ZM59 201H61V202H59ZM180 201H181V203H180ZM113 202L114 203L116 202V204H114ZM182 202H183V204H182ZM209 202H210V204H208ZM258 202H257V204H258ZM80 203H81V206H80ZM106 203H107V205H106ZM108 203H110V205H112V207L110 205L108 206ZM178 203L180 205L181 204L182 205L180 206V205H178ZM201 203H202L203 206L201 205ZM75 204H76V206H75ZM127 204H129L130 206L127 205ZM132 204L136 205L135 207L133 206L134 209L131 206ZM162 204H164V206L166 208H164ZM207 204L209 205V208L207 207L208 206ZM211 204H214V205L212 206ZM90 205H91V207H90ZM122 205H124V206H122ZM167 205H170V206L167 207ZM183 205L184 206H188L187 215L189 217V219L184 218V221L188 220L187 224L182 225L184 229L177 222V218H178V215H179V212H180V208L178 209L179 212L176 213L177 212L176 211L177 210L176 207H183L184 208ZM210 205L213 207V209H211L212 207ZM84 206H85V208H84ZM92 206H93V208H92ZM100 206H102V207L104 206L103 207L104 211H103L102 207H100ZM204 206H205V208L207 207L208 210L210 209L211 211L209 210V212H208L207 208L205 210ZM88 207H90V208H88ZM148 207L150 209H148ZM174 207H175V209H174ZM202 207H203V209H202ZM236 208H237V210H236ZM106 209L110 210V214L108 213L109 210L107 211ZM119 209H121L123 212L120 211ZM127 209L128 210L131 209V210L128 211ZM163 209L165 210V212H164ZM169 209H170V211H169ZM231 209H232V211H231ZM97 210L100 211V212H98ZM133 210L134 211L136 210V211L134 212ZM172 210L173 211L175 210V212H173ZM200 210H201V212H203V216H204V212H205V215L208 216L207 218H209V219H207V223H208V226H209L208 228L211 230V232H210V230L207 231V233H209V235H210L208 237L209 238L208 240H207V238L206 239H200L199 237H197L198 235H200V233L198 234L195 231V228H197L196 224H197V221H198V217H199V215H201V214H199V213H201ZM213 210H214V212H213ZM131 211H133L134 213H137V214H134ZM97 212L100 213L101 215L98 214ZM104 212H105V214H106V212H107V214H109V215H106L108 218L112 217V216L116 218L118 215L119 216L116 218L117 220L116 219L115 220L112 219L111 220V221H113V224H111L112 226L110 225V227H108V228H106L104 230V231H106V230L108 231V233H106V235L104 234L106 237L109 236L110 234H111V236H109V237H107L105 239H103L105 237L104 235L102 236L103 238H101V237H97L96 238V236H98V235L101 236V234L99 232H102L101 229H103L105 227V226H102V228H101V225L104 222H105L104 225H106V219H108L107 217H105ZM126 212H127V215L132 213L131 215H133V217H134L133 222L134 221L135 222L132 223L133 226L131 225V228H130V224H129L130 218H128V216L126 217ZM155 212H156V215H155ZM162 212L163 213H167V214H163V216H164L163 217L162 216ZM158 213L160 215H158ZM168 213H170V214H168ZM85 214L87 215V217H86ZM260 214H261V216H259ZM69 215H72V216H69ZM84 215H85V217H84ZM167 215L171 216L170 220H168V218H167L168 216ZM58 216H59V218H58ZM120 216H122V217H120ZM157 216H158V218H157ZM206 216L204 217L205 219H206ZM83 217H84V219H83ZM258 217H259V219L261 217V220H257ZM94 218L96 220L97 219H100V220H97V221L94 222L93 221V220H95ZM102 218H104V221H103ZM119 218L121 220L123 219L124 221L123 220L121 221ZM126 218L128 219V221L126 220ZM147 218H148V220H147ZM254 218L258 222L256 226H255L256 223H254V222H256L254 220ZM118 219H119V222H116V221H118ZM166 219H167V221H165ZM4 220H5V222H4ZM154 220H155V222H154ZM32 221L34 222V224H32L33 227L30 225L31 223H33ZM58 222H61L62 225L65 226L64 229L62 230L63 232H58V230L55 229L56 228L55 226H57ZM83 222H85V224ZM174 222L176 224H174ZM88 223H90L89 224L90 226H88ZM95 223H97V224H95ZM66 224H67V228H66ZM98 224H100V225L97 227L96 225H98ZM119 224H121V225H119ZM147 224L152 227V228H150L149 232H147V229H146V228H148ZM215 224L219 225V229L217 228V226L215 227ZM17 225H18L19 228L17 227ZM52 225H53V229H51V227H50ZM81 226H82V229H81ZM92 226H93L94 229L92 228ZM211 226H213V229H211L212 228ZM75 227H77V230H79L80 233L85 231V233H84L85 235L84 234L82 235L84 242L82 241V244H81V246L85 247L84 250H83L85 252V258L82 257V252H79V251L76 250V249H78V250L81 249L78 246L76 248L75 247L74 248L69 247L68 250H67L68 254H66L65 250H64L65 252L62 250V242L66 241V239H67L66 237H67L68 233L70 232L71 228L73 230V229H75ZM99 227H100V229H99ZM154 227H155V231L153 230ZM173 227L178 228L179 230L178 231L174 230ZM112 228H114V230ZM121 228H122V230H120ZM90 229H92V230L89 232ZM95 229H96L97 232L95 231ZM116 229H117V232H116ZM145 229H146V233L147 234L145 232H143V231H145ZM192 229H193V232H191ZM212 230H214V231H212ZM119 231H121V232L124 231V232H122L123 233L122 234ZM132 232H134V233H132ZM176 232H178L179 235ZM90 233H92V234H90ZM191 233H193V234H191ZM115 234H117L116 235L117 237L114 238L116 240L113 239ZM93 235H95V237L92 238ZM186 235H187V237H186ZM188 235H189V237H188ZM4 236H6L4 239L1 238V237H4ZM191 236L192 237L196 236V239L199 238V240H196V239L194 240V237L192 238ZM256 236L258 238H256ZM85 237L86 238L88 237L89 239L87 240ZM68 238L70 239V237H68ZM85 239H86L87 243L85 242ZM252 239H253V242H252ZM93 240H96V242L99 240L98 241L99 243L98 242L96 243V244H99V245H96L95 241H93ZM184 240H185V242H184ZM88 241H90V242H88ZM186 241H188L189 244H187ZM91 242H93V244ZM204 242H205L204 246L200 245L201 243L204 244ZM56 243H57V246H56ZM139 243H141V244H139ZM169 243H171V245ZM182 243H184V244H182ZM190 243H192V244H190ZM250 243H252V244L255 243L254 246H255V251L256 252L252 251L251 252L252 255L249 254L250 256L248 255L249 257L247 258V257H245V254H244L245 253V245L246 244H250ZM78 244H79V242H78ZM94 244L96 245V247H95ZM85 245H88V246L86 247ZM100 245H102V246H100ZM105 245H107L108 247L105 246ZM196 245H198V246H196ZM12 246L11 247H12V251H13L14 245H12ZM127 246H129V247H127ZM172 247H171V249H172ZM217 247H218V249H217ZM59 248H61V251H60ZM88 248H90L91 250L88 249ZM155 248H157V247H155ZM41 249H42V251H41ZM200 249L202 250V252L200 251ZM115 251H116V249H115ZM1 252H2V254H1ZM54 253L56 255L55 256L56 258L54 260H52L50 257ZM62 254H63V257H62ZM65 254H66V256H65ZM101 254L103 256H101ZM162 254H164V253H162ZM216 254H217V261H214L215 260L214 258L216 256ZM58 255H59V257H58ZM69 255H70V257H69ZM99 255L101 257H99ZM71 256H72V258H71ZM32 257H34V258H32ZM96 258H98V259H96ZM142 258H143L144 261L142 260ZM99 259H101L102 262ZM116 260H118V257H116ZM156 261H157V263H156ZM145 262H147V263H145ZM107 263L109 264V262H107Z\"/></svg>", "mask_w": 264, "mask_h": 264}]
</instances>
